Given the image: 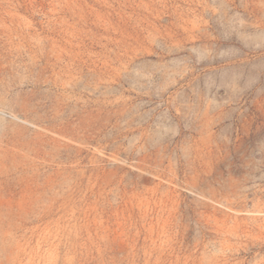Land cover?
<instances>
[{"label": "rangeland", "instance_id": "obj_1", "mask_svg": "<svg viewBox=\"0 0 264 264\" xmlns=\"http://www.w3.org/2000/svg\"><path fill=\"white\" fill-rule=\"evenodd\" d=\"M0 264H264V0H0Z\"/></svg>", "mask_w": 264, "mask_h": 264}]
</instances>
